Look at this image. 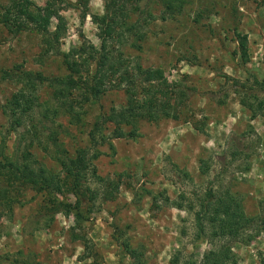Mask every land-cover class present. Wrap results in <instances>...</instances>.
<instances>
[{"label": "rangeland", "instance_id": "1", "mask_svg": "<svg viewBox=\"0 0 264 264\" xmlns=\"http://www.w3.org/2000/svg\"><path fill=\"white\" fill-rule=\"evenodd\" d=\"M68 1L61 12L66 19L61 53L82 44L100 48V28L83 15L104 14L105 0H90L87 7L84 0ZM9 4L0 0V18ZM127 10L133 11L127 20L139 25L137 34L127 33L121 42L109 39L107 46L130 68L162 69L166 83H155L168 93L179 118L141 120L135 137L116 138L115 124L104 125L111 140L98 147L97 175H90L98 196L85 198L86 218L80 222L71 209L54 210L50 194L11 186L7 195L15 202L0 200V264L201 262L216 245L198 235L190 206L198 207V198L210 189L235 194L252 218L242 239L220 243L231 244L236 264H259L264 255V108L253 116L251 107L264 100V85L257 83L264 80V0H186L171 16L159 0H131ZM57 23L54 17L50 32ZM47 45L32 28L11 32L0 22V147L21 164L29 158L61 172L62 159L84 148L95 151L89 140L92 124L122 108L128 97L126 84L109 85L101 98L91 100L73 89L70 99L81 101L76 109L82 122L75 123L65 109L55 114L64 101L52 98L45 81L37 87L40 102L51 105L50 117L44 119L38 107L18 124L9 101L22 83L7 72L47 77L68 72L61 54H44ZM147 83L137 77L139 98ZM163 92L158 95L165 98ZM54 196L66 203L77 199L73 193Z\"/></svg>", "mask_w": 264, "mask_h": 264}, {"label": "trees", "instance_id": "2", "mask_svg": "<svg viewBox=\"0 0 264 264\" xmlns=\"http://www.w3.org/2000/svg\"><path fill=\"white\" fill-rule=\"evenodd\" d=\"M86 7L90 0H84ZM137 1V0H136ZM163 6V12L167 16L175 15L183 10L186 0H159ZM68 0H46L45 5L40 6L33 0H10V4L6 6L2 13L0 22L3 23L11 32H19L29 28L34 29L44 37V41L48 44L44 54L53 51L56 55L63 56V64L67 69L64 76L47 77L42 73H33L31 71L18 70L16 73L7 72L6 76H11L13 80L22 83L17 92L13 94L9 101L10 113L15 122L24 124L27 118H30L38 107L42 111L44 119L50 116L51 105L45 106L46 102H40L38 94V83L49 82L52 88V98L63 104L57 108L65 109L66 115L70 116L71 121L80 123V111L76 109V103L81 101H73L70 99L73 89H79L80 95L84 100L99 99L103 96L112 85L115 89L122 88L126 84L124 90L127 94V103L120 109H113L107 118L101 122L95 121L89 131V140L94 152L90 149H80L76 156L66 157L61 160L63 170L61 172H53L47 168L37 166L34 161L29 158L26 162L20 163L19 159H13L4 154L0 147V181L5 180L7 186L0 190V200L11 204L15 202V197L8 196L9 188L17 187L31 188L38 193H47L51 195L50 202L54 210L71 209L76 216L77 222L85 219L82 205L85 198L94 200L98 193H95L90 186V175H97L96 169L93 167V160L100 155L98 147L110 141V137L104 134V125L114 123V137H135L138 134V124L141 120L157 122L162 117L179 118V115L172 112L170 98L168 93L163 92L158 84H165L164 72L162 69H143L140 64L134 68L125 65L122 56L114 58L112 50L108 48L107 41L115 39L123 41L125 34H137L139 25L128 21L132 15V10H127L128 2L131 0H105V13H89L83 15L86 18L89 14L94 23L100 28L101 46L95 47L91 44L89 47L80 45L73 47L68 52L61 53L60 40L66 29V19L62 15V10L67 6ZM34 6V8H33ZM57 17L58 23L56 29L52 32L49 26L52 19ZM139 38L144 34L139 33ZM100 58H99V57ZM96 61V67H92ZM134 69L135 73L132 71ZM143 76L144 83L148 86L143 89V96L139 98L137 89V77ZM261 86L263 81H257ZM166 95L159 96V93ZM70 102H69V101ZM256 116L259 110L264 108V100L258 106L251 107ZM54 112V107H53ZM61 113V112H60ZM60 115V114H58ZM124 126H130L127 132ZM0 182V185H4ZM118 186V185H117ZM64 193H73L77 199L74 203H66L58 197L52 195ZM198 204L190 206L194 211L195 223L198 228V235L210 238L214 245L203 258L201 262L189 260L184 264H236V256L232 252L230 243L221 244L222 240H238L241 238L244 230L252 222V218L248 217L244 212L243 205L237 196L229 190L226 192H218L210 189L202 198H198ZM242 239V238H241ZM217 242H219L217 244ZM176 258L173 263L179 264ZM264 264V255H261L260 263Z\"/></svg>", "mask_w": 264, "mask_h": 264}, {"label": "crops", "instance_id": "3", "mask_svg": "<svg viewBox=\"0 0 264 264\" xmlns=\"http://www.w3.org/2000/svg\"><path fill=\"white\" fill-rule=\"evenodd\" d=\"M89 17H91L90 14H89ZM91 20H92V19H91Z\"/></svg>", "mask_w": 264, "mask_h": 264}]
</instances>
